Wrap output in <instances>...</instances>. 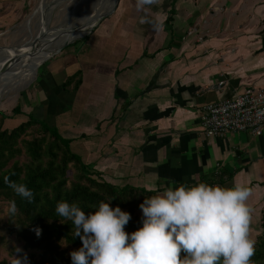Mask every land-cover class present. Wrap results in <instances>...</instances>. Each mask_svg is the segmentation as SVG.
Instances as JSON below:
<instances>
[{
    "label": "crops",
    "instance_id": "crops-1",
    "mask_svg": "<svg viewBox=\"0 0 264 264\" xmlns=\"http://www.w3.org/2000/svg\"><path fill=\"white\" fill-rule=\"evenodd\" d=\"M26 6L0 0L1 28ZM76 41L38 66L24 115L56 128L117 187L158 194L179 183L211 185L218 172L221 186L250 180L251 224L259 219L264 133L206 139L200 115L264 83V0H156L144 9L119 0Z\"/></svg>",
    "mask_w": 264,
    "mask_h": 264
},
{
    "label": "clouds",
    "instance_id": "clouds-1",
    "mask_svg": "<svg viewBox=\"0 0 264 264\" xmlns=\"http://www.w3.org/2000/svg\"><path fill=\"white\" fill-rule=\"evenodd\" d=\"M156 0H135L144 9ZM4 182L29 203L33 193L23 183ZM251 181L231 186L179 183L167 187L139 205L141 226L125 231L127 211L100 201L85 213L75 202L59 201L55 212L71 220L73 236L81 246L70 252L71 264H254L255 240L250 234ZM15 214V200L8 202ZM40 234L39 227L34 229ZM19 252V249H16ZM12 264H27L14 256Z\"/></svg>",
    "mask_w": 264,
    "mask_h": 264
},
{
    "label": "trees",
    "instance_id": "trees-1",
    "mask_svg": "<svg viewBox=\"0 0 264 264\" xmlns=\"http://www.w3.org/2000/svg\"><path fill=\"white\" fill-rule=\"evenodd\" d=\"M75 77L67 79L65 85ZM16 116L23 119L10 128L5 127V121ZM6 175L10 181L23 183L31 189L30 203L4 182ZM221 175L222 172L215 174L212 184L221 185ZM155 194L100 180L98 174L72 151L71 140L63 138L45 121L24 115L19 104L8 116L0 112V206L8 205L10 200L16 203L15 214L8 212V220L0 229L16 236L23 243V249L31 251L26 256L27 264H71L70 252L81 246L80 238L72 234L71 220L55 212L57 202H75L88 213L100 201L110 200V207L118 206L130 214L125 231L132 232L141 226L142 216L137 215V212L142 213L139 205ZM37 227L40 229L38 236L34 231ZM254 238L255 252L251 259L254 264H264V210ZM0 264H6L5 260Z\"/></svg>",
    "mask_w": 264,
    "mask_h": 264
},
{
    "label": "rangeland",
    "instance_id": "rangeland-1",
    "mask_svg": "<svg viewBox=\"0 0 264 264\" xmlns=\"http://www.w3.org/2000/svg\"><path fill=\"white\" fill-rule=\"evenodd\" d=\"M106 1L107 0H27V6L18 21L4 26V28H1V26H3V24H1L0 49L17 51V53L19 52L20 54L25 51L28 52V50L29 52H35L42 45L51 46L55 41L54 37H52L53 31L63 30L59 31L60 36L75 28L77 24L80 23L79 25H82L85 22L83 20L88 18L94 10L98 11V8H101V5ZM47 21L48 23H46ZM38 36H41L40 44H37ZM44 42L45 44H43ZM30 47L33 49L30 50ZM43 49L44 48H40L38 51H43ZM35 54L36 52L33 55L35 56ZM16 58L20 57L9 52L0 53V60L8 59V61H12ZM7 63L8 62L4 64L8 66L7 70L5 69V73H3L4 70H2L4 65L0 64V112L8 116L12 108L16 104H19L21 110L26 113L24 102L28 99L30 101L31 91L33 90L32 86L36 81V75L39 74L38 69L41 68V64L39 68L37 67L38 69L36 68L34 77L27 80L25 78L19 79V77H25V74H21L22 70L19 71L20 67L23 66L22 64L12 65ZM22 119V116H16L11 121L6 120L5 127L10 128ZM34 129L31 130L33 135H35ZM7 209V204L0 206V226L8 220L9 213ZM137 215L142 216V213L137 212ZM258 231L259 219L253 224L250 223V234L253 239H255L254 236ZM62 248L64 247L62 246ZM16 249L20 251L17 252ZM30 253L31 251H25L23 249V243L16 236L9 235L6 231L0 229V262L5 260L6 264H12L14 256H27Z\"/></svg>",
    "mask_w": 264,
    "mask_h": 264
},
{
    "label": "built area",
    "instance_id": "built-area-1",
    "mask_svg": "<svg viewBox=\"0 0 264 264\" xmlns=\"http://www.w3.org/2000/svg\"><path fill=\"white\" fill-rule=\"evenodd\" d=\"M200 128L206 139L222 138L230 132L254 137L264 133V83L245 89L232 98L206 106L200 115Z\"/></svg>",
    "mask_w": 264,
    "mask_h": 264
},
{
    "label": "bare ground",
    "instance_id": "bare-ground-1",
    "mask_svg": "<svg viewBox=\"0 0 264 264\" xmlns=\"http://www.w3.org/2000/svg\"><path fill=\"white\" fill-rule=\"evenodd\" d=\"M111 4H112V0H107L105 3H103V5H101L102 6L101 8H98V11L94 10L93 13L88 18L83 20L85 22L82 25H79L80 24L79 23V24L76 25L77 27H75V28H80V27L82 28L89 19L98 17L100 14L106 12L110 8ZM53 7H54V5H53ZM46 23H48V21ZM73 29L70 30L69 32H66V33L60 35V36H59V31L60 30L53 31V36L52 37H54V40H55L54 43L51 46L42 45L40 48H44L43 51H38L40 48L37 49V51H35L36 52L35 56L33 55L35 52H33V51L29 52V50H28V52L25 51V52H21L19 54V52L17 53V51H11V50L9 51V50H5V49H0V53L9 52L11 54H14V55L20 57V58L13 59L12 61H8V59L0 60V64L4 65L6 62H8L7 64H12V65H17V64L21 65L22 64L23 68L19 66L20 70L19 69L18 70L19 71L22 70L21 74H25V77H19V79H23V78H25L27 80L31 79L35 75L36 68L40 64H42L44 61L49 59L50 56L53 54V52L61 44H63L64 42L72 41L77 36V34H74V30ZM40 37L39 36L37 37V44H40L39 43L40 42ZM43 44H45V42ZM32 49L33 48L30 47V50H32Z\"/></svg>",
    "mask_w": 264,
    "mask_h": 264
},
{
    "label": "water",
    "instance_id": "water-1",
    "mask_svg": "<svg viewBox=\"0 0 264 264\" xmlns=\"http://www.w3.org/2000/svg\"><path fill=\"white\" fill-rule=\"evenodd\" d=\"M118 2H119V0H112V4H111L110 8L106 12L100 14L98 17L89 19L82 28L81 27L80 28H74L73 29L74 30V34H77V36L72 41L64 42L63 44H61L53 52V54L50 56V58L58 55L62 51V49L64 47H66L67 45L73 43L76 40H79V39L87 36L88 34H90L92 32V30L96 27V25L102 19H104V18H106V17H108V16H110V15H112L114 13V11L116 10V7L118 5ZM75 27H77V26H75ZM60 31H63V30H60ZM7 68H8V66H5V65L3 66V68H2V70H4L3 73L6 72Z\"/></svg>",
    "mask_w": 264,
    "mask_h": 264
}]
</instances>
